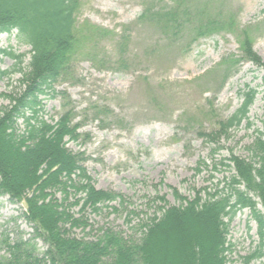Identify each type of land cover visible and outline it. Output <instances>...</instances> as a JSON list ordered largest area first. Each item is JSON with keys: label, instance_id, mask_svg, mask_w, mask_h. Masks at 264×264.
<instances>
[{"label": "rangeland", "instance_id": "rangeland-1", "mask_svg": "<svg viewBox=\"0 0 264 264\" xmlns=\"http://www.w3.org/2000/svg\"><path fill=\"white\" fill-rule=\"evenodd\" d=\"M77 22H89L110 34L101 41L103 66L79 59L72 73L59 80L38 98V116L52 123L66 110L79 125L77 141L65 140L66 148L81 154L82 166L97 190L122 196L101 205L98 211L71 206L84 225L73 228L69 237L97 241L106 231L126 240H138L137 223L146 221L159 206H179L173 192L192 200L196 193L205 200L234 174L231 156L251 162L248 147L263 132L264 113V0H209L211 10L234 17L236 31L221 32L188 45L186 33L172 40L157 29L138 22L143 7L163 9L171 0H78ZM203 1L195 0L194 4ZM251 27L253 52L260 58L256 66L242 61L235 70H216L222 59L240 58V33ZM128 37L126 68L116 65L120 35ZM11 34L0 35V114L10 107L11 97L24 89L30 47ZM1 51L10 52L13 58ZM253 89L256 96L247 120L227 135L217 133L241 106L242 94ZM30 115L26 112L25 116ZM97 117V118H95ZM23 119L16 120V132L23 131ZM211 135V137L209 136ZM58 199L62 195L57 194ZM165 199V203L158 200ZM79 195H70L72 203ZM257 203V214L264 221V207ZM160 216V213H156ZM264 232V229H263ZM31 241L39 257L48 245L35 236L33 224L24 216V206L0 195V239ZM227 259L232 264H264V236L258 233V219L249 209L237 211L228 224ZM0 251V255H3ZM258 254H261L259 256ZM110 258L101 264H110Z\"/></svg>", "mask_w": 264, "mask_h": 264}, {"label": "trees", "instance_id": "trees-1", "mask_svg": "<svg viewBox=\"0 0 264 264\" xmlns=\"http://www.w3.org/2000/svg\"><path fill=\"white\" fill-rule=\"evenodd\" d=\"M194 1L171 0L172 6L166 9L146 5L138 22L172 40L186 33L191 40L188 45L221 32L236 31L232 15L215 14L209 0L202 4ZM80 8L78 0H0V35L15 32L18 41L30 47L28 71L23 77L25 89L19 97H11L10 107L0 114V195L24 206V216L33 224L35 236L48 245L39 257L31 241L21 237L10 241L2 236L0 251L4 254L0 255V264H101L105 258H110V264H232L226 256L230 250L227 234L237 211L249 209L258 219L260 237L264 236V221L252 199L256 197L264 207V113L263 132L257 131L248 147L252 161L231 156L234 174L225 178L219 189L208 193L205 200L199 193L188 200L174 191L179 206H159L160 216L155 212L146 221L138 222V240H126L110 231L97 241L69 237L73 228L85 224L74 216L71 206H79L83 213L86 209L96 212L101 205L114 210L111 203L123 202L119 194L95 189L82 166V155L66 148V139L77 141L81 136L79 125L72 123V111L66 110L52 123L37 115L41 109L39 96L48 94L55 83L69 77L75 61L83 59L98 69L103 66L101 41L110 33L89 22L79 24ZM250 34L251 27L240 33V58L231 55L222 59L207 75L216 70L225 72L223 84L228 72L242 61L260 66ZM127 40L123 32L116 60L120 69L126 68L123 49ZM242 96L240 108L220 124L218 132L211 134L213 138L227 135L247 120L256 92L248 89ZM26 112L30 115L25 116ZM19 117L24 124L21 134L16 132ZM57 194L62 198L58 199ZM70 195L79 198L68 204ZM158 200L166 204L163 197Z\"/></svg>", "mask_w": 264, "mask_h": 264}]
</instances>
